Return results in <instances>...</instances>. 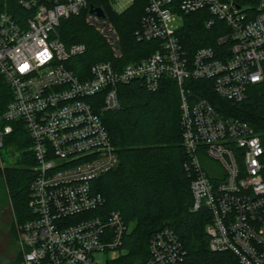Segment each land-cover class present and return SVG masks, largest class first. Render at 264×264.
Wrapping results in <instances>:
<instances>
[{
	"label": "built area",
	"instance_id": "2783aa9c",
	"mask_svg": "<svg viewBox=\"0 0 264 264\" xmlns=\"http://www.w3.org/2000/svg\"><path fill=\"white\" fill-rule=\"evenodd\" d=\"M134 1L0 0V76L11 92L0 112V167L19 124L35 157L30 216L18 222L22 258L16 264H126L124 242L132 225L105 209V197L94 186L120 163L101 112L119 108L121 84L138 80L156 91L168 79L181 95L191 211L209 215L210 249L230 252L241 264H264L262 139L249 122L220 111L209 93L211 87L238 103L250 85L264 84V0H145L136 37L157 42L156 49L123 64L121 34L107 8L123 13ZM196 12L203 13L207 29H215V38L190 52L181 29L185 15ZM81 15L112 60L77 74L71 60L87 46L67 45L59 27ZM203 155L220 161L224 175L211 176ZM186 252L179 235L165 228L136 264H185Z\"/></svg>",
	"mask_w": 264,
	"mask_h": 264
},
{
	"label": "trees",
	"instance_id": "16d2710c",
	"mask_svg": "<svg viewBox=\"0 0 264 264\" xmlns=\"http://www.w3.org/2000/svg\"><path fill=\"white\" fill-rule=\"evenodd\" d=\"M146 4L145 0H135L123 13L107 8L121 34L125 49L123 64L146 57L156 49L157 42L138 41L136 37ZM202 15V12L185 15L181 36L190 52L213 45L215 29L205 27ZM59 33L67 45L84 43L87 46L84 55L71 60L75 62L77 74L94 62L112 60L103 38L87 25L83 15L63 19ZM118 90L119 108L99 111L117 147L120 163L99 177L94 186L105 197V209L120 212L132 225V232L124 242L129 250L124 262L136 264L138 260H145L151 238L158 231L170 228L186 248L185 264H241L230 252L210 249L205 231L209 215L191 211L192 177L185 166L188 154L182 142L179 85L168 79L158 90L149 91L137 80L119 85ZM209 93L220 111L249 122L264 146V84L250 85L247 97L238 103L217 96L211 87ZM10 99L9 86L0 76V112ZM19 125L7 144L21 152L23 167L10 170L6 190L19 220L24 221L30 216L28 202L35 157L30 149L32 141ZM262 162L264 175V156Z\"/></svg>",
	"mask_w": 264,
	"mask_h": 264
},
{
	"label": "rangeland",
	"instance_id": "374dc122",
	"mask_svg": "<svg viewBox=\"0 0 264 264\" xmlns=\"http://www.w3.org/2000/svg\"><path fill=\"white\" fill-rule=\"evenodd\" d=\"M252 7L253 3H248ZM4 165L0 167V264H16L22 255V248L18 238V222L20 221L12 204L8 201L6 186L9 189L8 174L14 167L22 168L21 152L13 148L11 144L3 150ZM201 162L205 170L211 176H223L224 166L216 159L201 156ZM6 183V185H5Z\"/></svg>",
	"mask_w": 264,
	"mask_h": 264
},
{
	"label": "water",
	"instance_id": "95a60500",
	"mask_svg": "<svg viewBox=\"0 0 264 264\" xmlns=\"http://www.w3.org/2000/svg\"><path fill=\"white\" fill-rule=\"evenodd\" d=\"M100 15H103V11L101 9H98Z\"/></svg>",
	"mask_w": 264,
	"mask_h": 264
}]
</instances>
